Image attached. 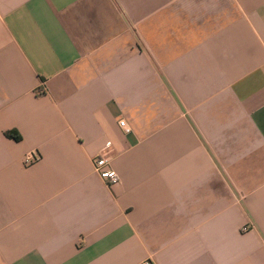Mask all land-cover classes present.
<instances>
[{"label": "crops", "instance_id": "0c3cea01", "mask_svg": "<svg viewBox=\"0 0 264 264\" xmlns=\"http://www.w3.org/2000/svg\"><path fill=\"white\" fill-rule=\"evenodd\" d=\"M146 260L264 264V0H0V264Z\"/></svg>", "mask_w": 264, "mask_h": 264}, {"label": "built area", "instance_id": "2783aa9c", "mask_svg": "<svg viewBox=\"0 0 264 264\" xmlns=\"http://www.w3.org/2000/svg\"><path fill=\"white\" fill-rule=\"evenodd\" d=\"M120 125L125 128L126 131L129 130V127L125 125L123 120L119 121ZM37 158V155H31L27 157L25 160L27 162H31ZM93 169L99 174L103 179H105L106 183L111 186L119 181V174L117 171L109 164L108 158L104 153L99 154L93 160ZM142 264H150L149 261H144Z\"/></svg>", "mask_w": 264, "mask_h": 264}, {"label": "trees", "instance_id": "16d2710c", "mask_svg": "<svg viewBox=\"0 0 264 264\" xmlns=\"http://www.w3.org/2000/svg\"><path fill=\"white\" fill-rule=\"evenodd\" d=\"M5 134L9 135V136H12L13 138H15L17 140L20 139V135L19 134L13 133L11 131H7V132H5Z\"/></svg>", "mask_w": 264, "mask_h": 264}]
</instances>
